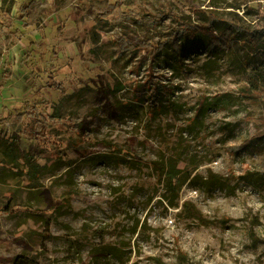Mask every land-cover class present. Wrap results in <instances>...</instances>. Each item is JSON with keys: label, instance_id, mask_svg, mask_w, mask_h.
Listing matches in <instances>:
<instances>
[{"label": "rangeland", "instance_id": "1", "mask_svg": "<svg viewBox=\"0 0 264 264\" xmlns=\"http://www.w3.org/2000/svg\"><path fill=\"white\" fill-rule=\"evenodd\" d=\"M0 120V264H264V0H0Z\"/></svg>", "mask_w": 264, "mask_h": 264}, {"label": "trees", "instance_id": "2", "mask_svg": "<svg viewBox=\"0 0 264 264\" xmlns=\"http://www.w3.org/2000/svg\"><path fill=\"white\" fill-rule=\"evenodd\" d=\"M105 11H101L99 14L105 15L106 16V12ZM211 18V16H209ZM215 19H211L210 23L208 24H203L202 26L197 25L195 27H191V25L186 24V23H182L181 26L177 29L173 31L172 36H174L173 39H176L178 37H180L182 39V43L180 42H174V44L179 47V49L182 47V44H184L185 42H189V46L188 50H191L193 48H204L205 46H209L211 43L212 44H223L224 45V41H222L221 39L218 38H212L210 37L211 35H209V37H206L205 39L202 37L200 38V32L202 34H204L205 36L208 34L207 30L210 31L211 30V22H214ZM222 35L225 36V40L229 43H227L226 45L229 46L230 43H234L236 42L238 35L243 34L244 37L242 38L244 44H246L247 46H249L251 49L255 48V41H254V37L256 35V32L250 31L249 29L242 27V26H238L237 24H231V23H227V25L225 27L222 28V30L219 31ZM215 46V45H212ZM161 50H163V45L157 46L154 49H148V51H150L153 55L157 54L158 52H160ZM181 50V49H180ZM26 108V109H25ZM21 107V109H19V111L17 112V117H20L21 115H25V114H30L31 112L27 110L28 107ZM25 109V110H24ZM155 109V108H154ZM1 120H0V124H1ZM16 144V140L11 141V143H9L10 145V150L14 151L16 154H18V148L15 147ZM183 174L182 170H179L178 172L173 171V169H170V177L173 180L174 178L176 179L175 182V189H179L181 187V185L186 181V179H180L181 175ZM190 212H191V216L194 218H200V213L198 210L194 209V208H190ZM29 260L24 257V256H16L13 259V264H29Z\"/></svg>", "mask_w": 264, "mask_h": 264}]
</instances>
